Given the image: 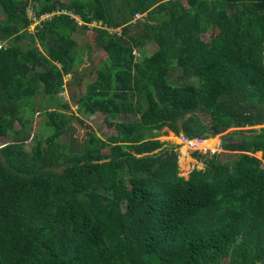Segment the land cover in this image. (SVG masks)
<instances>
[{
  "label": "trees",
  "instance_id": "16d2710c",
  "mask_svg": "<svg viewBox=\"0 0 264 264\" xmlns=\"http://www.w3.org/2000/svg\"><path fill=\"white\" fill-rule=\"evenodd\" d=\"M89 28L108 56L74 94ZM2 125L0 264H264V0H0ZM165 127L236 157L185 177Z\"/></svg>",
  "mask_w": 264,
  "mask_h": 264
},
{
  "label": "rangeland",
  "instance_id": "374dc122",
  "mask_svg": "<svg viewBox=\"0 0 264 264\" xmlns=\"http://www.w3.org/2000/svg\"><path fill=\"white\" fill-rule=\"evenodd\" d=\"M143 15H138L136 16V18L133 20L134 22L139 23L140 19H142ZM39 23H34L31 25L30 30L31 31H35L36 30V26ZM135 28V27H134ZM120 28H118L119 30ZM113 32H115L114 29H110ZM137 31V29H136ZM94 31L92 28L89 29H81L80 31H78L75 35V38L80 42V44L85 45V46H90L89 50L87 49L85 51V56H84V64H82L79 67V72L80 73V78L82 81V85L80 84V79L79 77L74 78L73 77V92L74 94L77 93L79 94L80 92H84L87 88V85L93 80V73L91 72L92 69H95V67L97 68L108 56L107 52L105 50H103L102 48L98 47L94 41ZM206 38L209 37V34L205 35ZM26 42L27 40H25L23 42V46H26ZM145 48L147 50L148 53H154L155 50L157 49V45L154 43H147L145 45ZM139 50H135L136 55L138 56L139 54L137 53ZM179 74V71L175 72L173 79H176L177 76ZM72 78V75H68L66 76L65 80L67 82H69V80ZM70 93H71V89L68 88V86L65 88L64 92H62L59 96H61L64 100H68L71 104V111L73 113H75L76 115L81 114L78 111V105L76 103H74L71 99H70ZM45 104H47L45 102ZM52 106H57L55 104H53V102H51ZM29 120L32 121V127L36 128V127H40L39 125L43 122V115H38V113H34L33 115L29 114L27 115ZM83 118L85 120H87V122L90 124V126L92 127V129L97 132L102 138L107 139L110 136L115 135V133L117 132L115 130L114 127L110 126L109 123L106 121L105 119V115L98 112L93 116H84L82 115ZM202 118L205 120L206 123L210 122V118L208 116H203ZM74 135L77 139V143H81L84 141V138L86 136V131L87 128L82 127L80 124H78V122H75L74 120ZM16 128H21L20 124H16ZM5 126L2 125L1 127V134L0 135V140L2 142L5 141V139H3V133ZM246 129H248V127H246ZM231 130V129H230ZM9 134H11L9 132ZM225 133H220L218 135H216L213 139L210 140H206L203 142L198 143V146L192 145L190 146L189 144H187L183 138H182V134L178 135L176 134L174 131L169 130L168 127L163 128L160 133L159 136L157 138H159L160 140L169 143V144H173L175 147V150L178 151L179 153V166H180V171H181V175L188 177L189 173L194 169V168H198V169H202L205 167L204 162L198 158L195 157L194 152L195 151H199L203 154H207L208 157L212 156L214 153H220V157L223 160V162L231 164L232 161L235 159L236 154H234L233 152L230 151H225L223 149V135ZM70 135H66L64 136L62 139L69 141ZM178 138V140H176ZM8 139H11V137H9ZM33 141L29 140L28 141V145L27 148H31ZM256 155L263 159V153L261 152L260 155H258L256 153ZM263 164H264V159H263Z\"/></svg>",
  "mask_w": 264,
  "mask_h": 264
},
{
  "label": "built area",
  "instance_id": "2783aa9c",
  "mask_svg": "<svg viewBox=\"0 0 264 264\" xmlns=\"http://www.w3.org/2000/svg\"><path fill=\"white\" fill-rule=\"evenodd\" d=\"M28 14H29V16L30 17H32V19H33V24L34 23H40V20H43L44 18H46L47 17V15H42L40 18L39 17H37L36 15H35V12H34V10L32 9V8H29L28 9ZM138 15H140V14H138ZM137 15V16H138ZM138 53V52H137ZM139 54V53H138ZM182 138H183V140L187 143V144H189L190 146H192V145H195V146H198V143H200V142H202L203 140H199V139H189V138H187L186 136H182Z\"/></svg>",
  "mask_w": 264,
  "mask_h": 264
},
{
  "label": "clouds",
  "instance_id": "9594fccd",
  "mask_svg": "<svg viewBox=\"0 0 264 264\" xmlns=\"http://www.w3.org/2000/svg\"><path fill=\"white\" fill-rule=\"evenodd\" d=\"M137 15H138V14H137ZM137 15H136V16H137ZM134 53H135V50H134ZM138 53H139V51H138ZM135 55H136V53H135ZM204 140H206V139H204Z\"/></svg>",
  "mask_w": 264,
  "mask_h": 264
},
{
  "label": "bare ground",
  "instance_id": "6f19581e",
  "mask_svg": "<svg viewBox=\"0 0 264 264\" xmlns=\"http://www.w3.org/2000/svg\"><path fill=\"white\" fill-rule=\"evenodd\" d=\"M176 140H178V138Z\"/></svg>",
  "mask_w": 264,
  "mask_h": 264
},
{
  "label": "water",
  "instance_id": "95a60500",
  "mask_svg": "<svg viewBox=\"0 0 264 264\" xmlns=\"http://www.w3.org/2000/svg\"><path fill=\"white\" fill-rule=\"evenodd\" d=\"M260 127V126H259Z\"/></svg>",
  "mask_w": 264,
  "mask_h": 264
}]
</instances>
